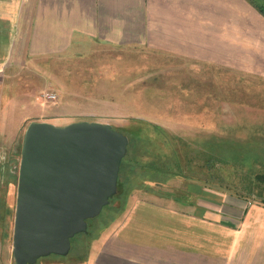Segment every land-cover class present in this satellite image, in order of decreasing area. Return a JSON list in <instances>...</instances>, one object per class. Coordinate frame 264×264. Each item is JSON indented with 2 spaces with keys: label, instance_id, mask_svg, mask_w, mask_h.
I'll list each match as a JSON object with an SVG mask.
<instances>
[{
  "label": "crops",
  "instance_id": "obj_1",
  "mask_svg": "<svg viewBox=\"0 0 264 264\" xmlns=\"http://www.w3.org/2000/svg\"><path fill=\"white\" fill-rule=\"evenodd\" d=\"M134 45L264 75V14L250 0H0V164L18 155L27 120L16 114L39 76ZM182 183L176 198L131 194L86 254L63 264H264L263 202ZM5 251L0 264H11Z\"/></svg>",
  "mask_w": 264,
  "mask_h": 264
},
{
  "label": "rangeland",
  "instance_id": "obj_2",
  "mask_svg": "<svg viewBox=\"0 0 264 264\" xmlns=\"http://www.w3.org/2000/svg\"><path fill=\"white\" fill-rule=\"evenodd\" d=\"M250 1L264 6V0ZM73 64L68 74L59 69L58 76H39L41 85L30 86L16 117L28 124L50 115L57 126L67 115V123L107 122L129 142L116 193L86 220L87 232L70 239L67 255L50 254L34 264L81 258L135 192L176 198L182 181L194 179L264 203V75L251 68L195 66L144 45L123 48L120 59L76 55ZM46 82L43 101L35 100L34 91ZM46 93L56 99L47 100ZM22 140L14 160L0 164V243L11 264Z\"/></svg>",
  "mask_w": 264,
  "mask_h": 264
},
{
  "label": "water",
  "instance_id": "obj_3",
  "mask_svg": "<svg viewBox=\"0 0 264 264\" xmlns=\"http://www.w3.org/2000/svg\"><path fill=\"white\" fill-rule=\"evenodd\" d=\"M128 142L107 122L26 125L12 233L15 264L68 254L70 239L86 233V220L97 216L116 193Z\"/></svg>",
  "mask_w": 264,
  "mask_h": 264
},
{
  "label": "built area",
  "instance_id": "obj_4",
  "mask_svg": "<svg viewBox=\"0 0 264 264\" xmlns=\"http://www.w3.org/2000/svg\"><path fill=\"white\" fill-rule=\"evenodd\" d=\"M56 94L55 93H46L45 97L47 100L54 101L56 99Z\"/></svg>",
  "mask_w": 264,
  "mask_h": 264
},
{
  "label": "trees",
  "instance_id": "obj_5",
  "mask_svg": "<svg viewBox=\"0 0 264 264\" xmlns=\"http://www.w3.org/2000/svg\"><path fill=\"white\" fill-rule=\"evenodd\" d=\"M255 6L259 9V11H261V12H264L263 10H264V6H262V5H257V4H255ZM123 133V132H122ZM125 134V133H124ZM126 135V134H125ZM123 159V158H122ZM122 159H121V161H122ZM120 165H121V162H120ZM119 170H120V168H119ZM117 180H118V178H117Z\"/></svg>",
  "mask_w": 264,
  "mask_h": 264
}]
</instances>
